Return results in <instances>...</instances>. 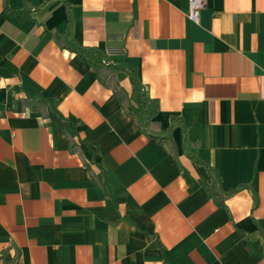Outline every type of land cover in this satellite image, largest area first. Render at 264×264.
<instances>
[{"label": "crops", "instance_id": "obj_1", "mask_svg": "<svg viewBox=\"0 0 264 264\" xmlns=\"http://www.w3.org/2000/svg\"><path fill=\"white\" fill-rule=\"evenodd\" d=\"M204 2L0 0V264H264V0Z\"/></svg>", "mask_w": 264, "mask_h": 264}, {"label": "trees", "instance_id": "obj_2", "mask_svg": "<svg viewBox=\"0 0 264 264\" xmlns=\"http://www.w3.org/2000/svg\"><path fill=\"white\" fill-rule=\"evenodd\" d=\"M72 25V15L70 10L68 11V22H67V31L66 37L71 43V49L74 50L80 57H84L89 64L94 66L95 68H99L105 65L106 61H110L107 54L97 48H87L83 47L76 42L72 41L69 36V29ZM114 68L125 70L130 77L131 81V93L129 100L126 104V109L129 114L137 121L139 128H141L144 132H146L151 137H156L159 140L165 139L167 140L171 147L172 141L170 138V127H168L164 131H153L150 128V122L152 117L158 112L159 107L157 103L153 100H150L145 92L141 79L138 75L137 69L132 65H117L113 64ZM183 128V127H182ZM182 142L184 146V150L188 157L195 160L198 163L204 164L212 178V185L210 189H208L210 194L215 195H223L220 190V179L216 175L213 167L209 165L207 162L200 159L193 148L190 146V143L187 139L185 129H182Z\"/></svg>", "mask_w": 264, "mask_h": 264}, {"label": "built area", "instance_id": "obj_3", "mask_svg": "<svg viewBox=\"0 0 264 264\" xmlns=\"http://www.w3.org/2000/svg\"><path fill=\"white\" fill-rule=\"evenodd\" d=\"M204 1L205 0H189L187 16L197 23L199 21V12L205 4Z\"/></svg>", "mask_w": 264, "mask_h": 264}]
</instances>
